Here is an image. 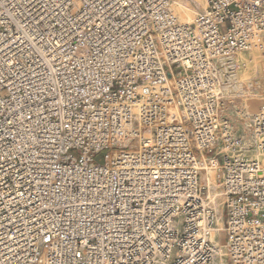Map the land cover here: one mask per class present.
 <instances>
[{
  "label": "built area",
  "instance_id": "obj_1",
  "mask_svg": "<svg viewBox=\"0 0 264 264\" xmlns=\"http://www.w3.org/2000/svg\"><path fill=\"white\" fill-rule=\"evenodd\" d=\"M180 2L0 0V264H264V0Z\"/></svg>",
  "mask_w": 264,
  "mask_h": 264
},
{
  "label": "rangeland",
  "instance_id": "obj_2",
  "mask_svg": "<svg viewBox=\"0 0 264 264\" xmlns=\"http://www.w3.org/2000/svg\"><path fill=\"white\" fill-rule=\"evenodd\" d=\"M203 6H204V0H185V2H180L176 6V8L177 9L180 8L186 14V19L184 20L183 18H181L180 14L177 12L180 19L191 22L196 17V14L198 13V11H200L203 8ZM260 49L261 48L254 47L251 52H248L242 57L243 65L239 72V74H242L243 78L251 80L252 83L250 87L247 88V90L251 89L250 92L255 93L251 97H247L249 99L248 104H249L250 113L259 110L264 105V92H263L264 89L262 88V85L264 86V66H260L261 64ZM261 50L264 51V47ZM262 57H264V55H262ZM228 100L229 98L226 100L225 108H224L226 116L229 118L233 127L239 133H245L246 129H244L243 126L240 125L239 127H236L233 124V121L229 115V111L227 108ZM240 111L242 113L247 111L245 104H241V102L237 106L235 112L237 113ZM242 116H243V119H246L244 114H242ZM218 205H219L218 209L222 213V208H223L222 203L219 201ZM219 223H220L221 228H223L222 220H220ZM223 237H224V234L222 235V241H223L222 243H224Z\"/></svg>",
  "mask_w": 264,
  "mask_h": 264
},
{
  "label": "bare ground",
  "instance_id": "obj_3",
  "mask_svg": "<svg viewBox=\"0 0 264 264\" xmlns=\"http://www.w3.org/2000/svg\"><path fill=\"white\" fill-rule=\"evenodd\" d=\"M177 12L180 14L181 18H183L184 20L186 19V14L180 8L177 9ZM245 79L246 78H243L242 74H239V76L235 80V85H233V89L231 90L230 88L229 100L227 101V106H228L227 108L229 111V115L233 121V124L236 127H239L241 125L243 126L244 129H247L248 127L247 119H243V116H242V114H245V112L244 113H242L241 111L237 113L235 112L237 106L241 102V104H245V107L247 109L246 112L250 113L249 104H248L249 99L247 97H251L255 93L250 92L251 89L249 90L246 89V87L243 84V80ZM249 85L250 83L248 84L247 87H249ZM218 202H217V208L219 207ZM220 220H222V213L218 209V219H217V227H216V233H215V237H217V241L223 235L224 225H223V228H221L220 223H219ZM222 224H223V221H222Z\"/></svg>",
  "mask_w": 264,
  "mask_h": 264
},
{
  "label": "crops",
  "instance_id": "obj_4",
  "mask_svg": "<svg viewBox=\"0 0 264 264\" xmlns=\"http://www.w3.org/2000/svg\"><path fill=\"white\" fill-rule=\"evenodd\" d=\"M253 50V49H252ZM251 50V51H252ZM250 51V52H251ZM260 51H261V64H260V66H264V57H262V55H264V51H262L261 49H260Z\"/></svg>",
  "mask_w": 264,
  "mask_h": 264
}]
</instances>
